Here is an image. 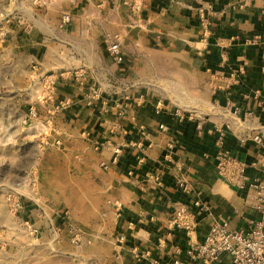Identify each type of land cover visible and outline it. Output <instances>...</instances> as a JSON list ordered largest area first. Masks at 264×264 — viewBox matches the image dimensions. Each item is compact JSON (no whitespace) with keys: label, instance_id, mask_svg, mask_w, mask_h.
<instances>
[{"label":"crops","instance_id":"obj_1","mask_svg":"<svg viewBox=\"0 0 264 264\" xmlns=\"http://www.w3.org/2000/svg\"><path fill=\"white\" fill-rule=\"evenodd\" d=\"M36 1L0 35V89L18 96L21 124L37 111L52 147L41 155L65 190V264H171L215 222L248 232L249 184L264 174L250 139L264 140V0Z\"/></svg>","mask_w":264,"mask_h":264},{"label":"rangeland","instance_id":"obj_2","mask_svg":"<svg viewBox=\"0 0 264 264\" xmlns=\"http://www.w3.org/2000/svg\"><path fill=\"white\" fill-rule=\"evenodd\" d=\"M34 1L0 0V35L9 20L17 25ZM17 99L5 86L0 89V264H65V252L54 246L55 233L69 225V213L60 205L65 190L55 173L44 170L41 154L52 147L37 137L32 121L21 124L25 110L16 107Z\"/></svg>","mask_w":264,"mask_h":264},{"label":"built area","instance_id":"obj_3","mask_svg":"<svg viewBox=\"0 0 264 264\" xmlns=\"http://www.w3.org/2000/svg\"><path fill=\"white\" fill-rule=\"evenodd\" d=\"M36 2L41 7L46 4V2L41 1ZM129 7L133 12H137L140 8L139 0H130ZM69 21L67 14H63L60 18L61 25L67 24ZM259 40V37H254L247 42L256 44ZM105 48L117 63L122 61V53L117 36L107 38L105 40ZM35 117V111L30 109L27 121L31 122ZM250 139L264 148V140L260 136L255 135ZM55 144L57 145L58 142H55ZM44 145H49V143L45 142ZM115 153H118V150H115ZM220 165L223 170L227 168L234 169L233 177L230 179H235L236 181H234L239 188L245 187V171L242 164L224 156ZM103 168L107 169L108 166L103 165ZM249 187L254 192L256 199L255 209L260 218L254 222L248 232L231 231L227 222H215L210 226L203 242L189 245L185 251L186 260L176 257L171 264H219L224 260H226L224 261L226 264H264V174L259 179L251 182ZM180 216L181 214L179 213L177 217L180 218ZM69 239L72 244L78 243V236L74 230L70 229Z\"/></svg>","mask_w":264,"mask_h":264}]
</instances>
